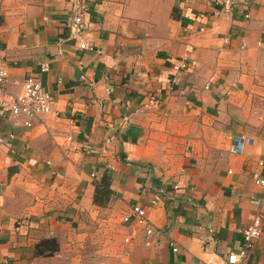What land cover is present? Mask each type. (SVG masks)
Segmentation results:
<instances>
[{
    "label": "crops",
    "instance_id": "0c3cea01",
    "mask_svg": "<svg viewBox=\"0 0 264 264\" xmlns=\"http://www.w3.org/2000/svg\"><path fill=\"white\" fill-rule=\"evenodd\" d=\"M75 1L0 0L6 92L31 74L54 101L29 129L0 117V264H89L94 234L97 264H224L264 159V0L227 18L214 0H80L81 27ZM238 134L254 142L235 155ZM131 204L150 234L120 222ZM43 239L56 249L39 253ZM242 264H264V234Z\"/></svg>",
    "mask_w": 264,
    "mask_h": 264
},
{
    "label": "built area",
    "instance_id": "2783aa9c",
    "mask_svg": "<svg viewBox=\"0 0 264 264\" xmlns=\"http://www.w3.org/2000/svg\"><path fill=\"white\" fill-rule=\"evenodd\" d=\"M235 0H214V9L211 15L214 17L227 18L232 12ZM86 4L80 0L72 5V21L78 27L83 26L81 17L86 12ZM79 48H87L84 42L78 43ZM174 69L177 66H173ZM40 71L46 70L45 64H40ZM82 78V76H80ZM212 77L207 78L204 88L208 87ZM7 70L0 63V117H9L14 128L29 129L33 122L41 116L49 114L52 111L53 98L50 93L42 88L38 78L31 74H26L22 81V89L18 95H9L6 92ZM106 91H109L106 88ZM155 103V100H150ZM123 120L122 123H125ZM122 123L118 127H122ZM12 137V134L9 135ZM70 140V137L66 138ZM113 140V135H109L104 139L105 144H109ZM254 139L245 135L238 134L230 142L227 150L231 154H240L246 145L253 144ZM103 147V145H102ZM103 149V148H102ZM89 151V148H84ZM48 163V162H47ZM257 170L251 174L253 184L258 188V192L250 195L249 200L253 205V212L249 222L240 230L241 247L237 252H228L224 258V264H242L247 252L253 247L255 241L264 234V159L256 162ZM228 170L227 172H229ZM120 222L128 228H139L145 234H150L152 224L146 217L145 209L138 204H131L127 212L121 216ZM130 241V236L124 235L122 242L124 244ZM171 251L176 250L173 242L170 243Z\"/></svg>",
    "mask_w": 264,
    "mask_h": 264
},
{
    "label": "trees",
    "instance_id": "16d2710c",
    "mask_svg": "<svg viewBox=\"0 0 264 264\" xmlns=\"http://www.w3.org/2000/svg\"><path fill=\"white\" fill-rule=\"evenodd\" d=\"M109 193L110 192L108 190L107 178L103 176L100 179L99 184H96L95 186V196L93 198V202L97 205H101L103 203V200L107 198ZM38 245L41 248L39 250V253H43L45 250L53 252L56 249L55 243L52 239H43L38 243Z\"/></svg>",
    "mask_w": 264,
    "mask_h": 264
},
{
    "label": "rangeland",
    "instance_id": "374dc122",
    "mask_svg": "<svg viewBox=\"0 0 264 264\" xmlns=\"http://www.w3.org/2000/svg\"><path fill=\"white\" fill-rule=\"evenodd\" d=\"M101 236L98 234H94L92 236H86L85 240L82 244L81 253L84 255L85 259H88L87 261L89 264H97L99 263L100 257H102V250L98 248V242L100 241Z\"/></svg>",
    "mask_w": 264,
    "mask_h": 264
}]
</instances>
